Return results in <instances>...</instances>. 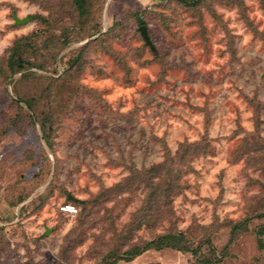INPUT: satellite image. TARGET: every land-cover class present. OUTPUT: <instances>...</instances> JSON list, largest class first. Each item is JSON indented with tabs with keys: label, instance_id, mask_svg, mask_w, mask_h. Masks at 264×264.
Listing matches in <instances>:
<instances>
[{
	"label": "rangeland",
	"instance_id": "rangeland-1",
	"mask_svg": "<svg viewBox=\"0 0 264 264\" xmlns=\"http://www.w3.org/2000/svg\"><path fill=\"white\" fill-rule=\"evenodd\" d=\"M263 212L264 0H0V264H264Z\"/></svg>",
	"mask_w": 264,
	"mask_h": 264
},
{
	"label": "trees",
	"instance_id": "trees-1",
	"mask_svg": "<svg viewBox=\"0 0 264 264\" xmlns=\"http://www.w3.org/2000/svg\"><path fill=\"white\" fill-rule=\"evenodd\" d=\"M178 1H180L184 4H187V5H190V4H193L195 0H178ZM12 58H13V56H11V59ZM16 59L18 60L17 61L18 64L14 61L15 59L13 61H11V63H10V68L12 71H19L25 67L22 63L21 57L17 56ZM262 215L264 216V214H262ZM257 234L259 236L264 237V222L257 229ZM179 242H180V236H178V235H171V234L159 235L156 239H153L151 241L149 240V241L145 242L142 246L135 247L132 250L127 251V253L130 254L129 256H126V257L119 256V257H117V259L124 258L126 261L131 260L133 257L141 254L142 252L149 249L150 247L161 248L163 246H166V247L174 248L177 250H187V246H185V245L180 246Z\"/></svg>",
	"mask_w": 264,
	"mask_h": 264
},
{
	"label": "water",
	"instance_id": "water-1",
	"mask_svg": "<svg viewBox=\"0 0 264 264\" xmlns=\"http://www.w3.org/2000/svg\"><path fill=\"white\" fill-rule=\"evenodd\" d=\"M28 20V17H24V18H17L16 16H14V22L17 23V24H20V23H24ZM139 31H140V34L144 40V42L149 45V47L152 48V44L148 38V35L146 33V27L144 25H141L139 26Z\"/></svg>",
	"mask_w": 264,
	"mask_h": 264
},
{
	"label": "built area",
	"instance_id": "built-area-1",
	"mask_svg": "<svg viewBox=\"0 0 264 264\" xmlns=\"http://www.w3.org/2000/svg\"><path fill=\"white\" fill-rule=\"evenodd\" d=\"M61 210L68 212L69 214L76 213V207L71 203H66L64 205L59 206ZM69 208V209H68Z\"/></svg>",
	"mask_w": 264,
	"mask_h": 264
},
{
	"label": "bare ground",
	"instance_id": "bare-ground-1",
	"mask_svg": "<svg viewBox=\"0 0 264 264\" xmlns=\"http://www.w3.org/2000/svg\"><path fill=\"white\" fill-rule=\"evenodd\" d=\"M69 209V208H68Z\"/></svg>",
	"mask_w": 264,
	"mask_h": 264
}]
</instances>
